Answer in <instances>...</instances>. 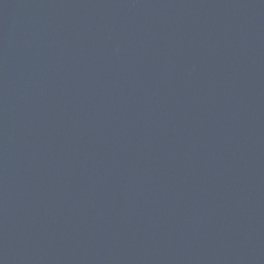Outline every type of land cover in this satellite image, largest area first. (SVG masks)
I'll use <instances>...</instances> for the list:
<instances>
[{"label":"water","instance_id":"95a60500","mask_svg":"<svg viewBox=\"0 0 264 264\" xmlns=\"http://www.w3.org/2000/svg\"><path fill=\"white\" fill-rule=\"evenodd\" d=\"M0 264H264V0H0Z\"/></svg>","mask_w":264,"mask_h":264}]
</instances>
